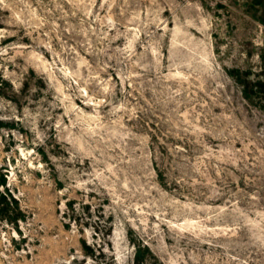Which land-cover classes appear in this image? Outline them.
<instances>
[{"label": "rangeland", "instance_id": "374dc122", "mask_svg": "<svg viewBox=\"0 0 264 264\" xmlns=\"http://www.w3.org/2000/svg\"><path fill=\"white\" fill-rule=\"evenodd\" d=\"M0 264H264V0H0Z\"/></svg>", "mask_w": 264, "mask_h": 264}]
</instances>
